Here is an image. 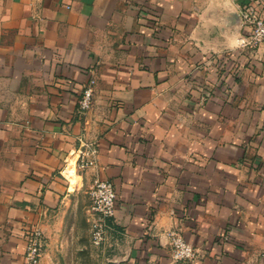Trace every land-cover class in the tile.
Segmentation results:
<instances>
[{"label": "crops", "instance_id": "obj_1", "mask_svg": "<svg viewBox=\"0 0 264 264\" xmlns=\"http://www.w3.org/2000/svg\"><path fill=\"white\" fill-rule=\"evenodd\" d=\"M262 5L0 0V264H29V224L48 264L95 178L116 192L101 264H264V44L241 43ZM173 230L192 261L171 257Z\"/></svg>", "mask_w": 264, "mask_h": 264}, {"label": "built area", "instance_id": "obj_2", "mask_svg": "<svg viewBox=\"0 0 264 264\" xmlns=\"http://www.w3.org/2000/svg\"><path fill=\"white\" fill-rule=\"evenodd\" d=\"M242 21L247 26V33L241 38V43L255 46L264 44V5L247 7L241 13ZM95 79L90 77L83 86L77 98V111L85 114L92 105ZM80 139V138H79ZM97 155L95 141L81 140L77 148L76 166L84 169L94 163ZM89 226L91 242L95 246L104 244L107 238L109 222L113 215L116 192L111 180L95 178L88 191ZM24 259L29 264H39L45 247L46 236L38 224H29L24 231ZM171 257L174 260L192 261L196 256L193 245L186 241L178 231L170 233Z\"/></svg>", "mask_w": 264, "mask_h": 264}, {"label": "rangeland", "instance_id": "obj_3", "mask_svg": "<svg viewBox=\"0 0 264 264\" xmlns=\"http://www.w3.org/2000/svg\"><path fill=\"white\" fill-rule=\"evenodd\" d=\"M75 174L73 177H76ZM69 178L66 175V179L74 183V180ZM85 198L82 203L79 202L76 210L68 211L64 216L61 231L56 228L48 264H101V246H95L91 242L88 221L90 200L89 196Z\"/></svg>", "mask_w": 264, "mask_h": 264}, {"label": "water", "instance_id": "obj_4", "mask_svg": "<svg viewBox=\"0 0 264 264\" xmlns=\"http://www.w3.org/2000/svg\"><path fill=\"white\" fill-rule=\"evenodd\" d=\"M235 18H237V19H238V18H239V17H238V15H235Z\"/></svg>", "mask_w": 264, "mask_h": 264}]
</instances>
